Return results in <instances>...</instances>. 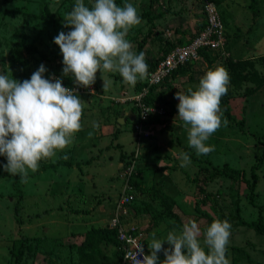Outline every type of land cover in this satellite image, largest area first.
<instances>
[{"label":"rangeland","instance_id":"obj_1","mask_svg":"<svg viewBox=\"0 0 264 264\" xmlns=\"http://www.w3.org/2000/svg\"><path fill=\"white\" fill-rule=\"evenodd\" d=\"M62 0H15L10 4H4L0 0V54L3 57L0 60V65L3 63L6 69V75L23 82L25 79H30L31 75L37 71L41 64L46 68L45 78H48L51 74L49 71V65L53 68L58 67L61 69L63 66V56L61 50L57 44L54 43V39L61 31L67 33L69 28L64 27V18L69 13V9L72 10L69 4H64L61 9V13L58 12V16L62 19L61 22L57 23L53 27L47 29L48 36H46L44 43L41 42V46L37 45L40 42V38L36 39V34L33 32V27L28 24L27 33L29 40L27 42L34 41V47L31 46V51H26L23 47L20 53L22 54L23 61L17 59L14 55V44L17 41H21V35L16 31L26 27L25 20L18 16L15 18L4 17L8 10L15 12L16 7H28L29 11L39 15L40 11L43 10L44 6L47 5L51 12H56V7L60 5ZM65 0L62 1L64 3ZM75 4V0H70ZM87 6L91 7L94 0H84ZM137 1V0H136ZM178 1V0H176ZM219 10L220 16L223 20V24L227 33L226 49L222 54L221 51L213 53V59L209 63L204 57L193 61L189 64V69L185 73H176L174 78V84L172 94L166 98V106L168 112L169 108H177L179 100L176 99L177 92H183L187 94L189 87L196 90L199 85L200 79L210 69H214L217 66H223L227 69L230 76V83L228 86L229 101L225 103V111L222 109L223 118L228 121L227 126H222L209 138L206 142L208 145H214L215 150L211 152V156L208 157L214 165H220L224 162H228L231 167L238 169L237 160L240 157L245 161L242 162V166L245 167L251 160L250 156L253 153L263 152L264 150V87L263 89H255L257 84L254 79L256 74L258 77L264 75V0H211ZM35 2V3H34ZM90 2V3H89ZM142 2V0H141ZM117 3V2H116ZM31 5V6H30ZM118 6H121L117 3ZM11 7L12 9H5ZM74 6V5H73ZM137 8L140 16L141 23L133 27L128 35L127 39L132 43L133 50L137 53V45L140 43L135 40L136 35L133 36V32L137 33V30H141V25L146 23V17L143 18L145 8H148L146 0L141 3L139 9L136 4H133ZM164 6V3L163 5ZM200 8V5L198 4ZM34 8V11L32 10ZM174 11L181 13V9H176L173 6ZM59 9V8H58ZM165 10L159 8L153 12L157 14L158 11ZM190 10V9H189ZM194 13L202 11L200 9H194ZM38 13V14H37ZM57 16V17H58ZM6 26L3 24V18ZM149 21L151 18H147ZM57 19L56 21H58ZM197 22L199 20L197 19ZM39 24V27H43L42 32L46 26H43L41 20L35 19L34 22ZM14 27V28H13ZM45 32V31H44ZM135 33V34H136ZM45 34V33H44ZM174 35V34H173ZM154 37V36H151ZM177 39L176 36H172ZM152 39V38H151ZM25 42V40H24ZM175 43V47L181 46L180 42L172 41ZM26 43V42H25ZM40 47L41 51H36V48ZM10 52V53H9ZM41 52L44 55L39 54ZM58 55V56H55ZM43 56V57H42ZM45 56V57H44ZM251 56V63L249 57ZM60 58V66L56 63L52 64L53 59ZM46 58V60H44ZM53 58V59H52ZM228 61H233V65L227 64ZM50 62V63H49ZM244 63H248L244 66L245 77L239 79L235 77V73L242 67ZM4 67L0 66V74H2ZM235 69V70H234ZM256 72V74H253ZM111 73H103L106 79L111 81V86L107 92L103 90L102 74L97 73L96 79L99 81V88L103 90L106 97L104 99L91 98L88 102V107H96L99 111V116L95 117L92 121L98 123L101 121V127L95 128V133L102 132V138L97 137L93 139L92 147L84 146V150L87 151L85 158L88 161L78 163L81 172H78L76 164L74 166H67L63 163H56L58 160L48 159V161L40 162L39 170L31 172L29 170L27 183H21L19 176L10 175L4 171V165L7 163V158L0 155V264H11L13 252L17 245L16 241L21 236L27 237H45L53 239V243L57 240H65L68 236H75L76 239L83 236V233L79 231L82 226H86L85 222L89 219L90 221L99 216L100 212L97 207L104 201L103 205L109 208L113 204L116 196L120 193L123 186V178L119 175V162L120 150H117L115 146L118 144L122 146V151L127 153L123 159L126 161L130 157L132 158L136 153V137L132 131V123L127 120L120 125L117 138H112L113 126H116L114 121L109 123L110 118L115 119L114 108L122 109L124 112H128V103L124 106L121 102H117L114 98H122L125 95L132 96L137 90L136 86L132 87L126 85L123 79H120L118 73H114L112 77L109 76ZM240 75V74H237ZM253 78V79H252ZM240 80L241 86L237 88L232 86L234 81ZM254 81V82H253ZM141 81H138L140 83ZM96 84V83H95ZM94 84V85H95ZM157 92L164 90L163 87L158 86ZM99 88L95 87L94 92L99 94ZM252 89H255L254 91ZM126 92L124 94L123 91ZM101 95V94H100ZM125 100V98H122ZM101 101V102H99ZM103 105V106H102ZM120 105L121 108L118 106ZM225 113L229 117L225 116ZM166 123L160 126L159 140L150 139L140 143L138 152V167L141 171V175L135 176V182L138 186L144 189H150L153 193L142 195L139 192H135L137 199H143L151 201L153 203V210H149L152 214L163 212L161 218L164 224L176 225L177 220L173 214L178 215L184 223L189 222L191 214L195 213L200 217L204 211L208 213L213 219H217L221 214H226L231 217L232 220H228L232 227L230 242L228 245L227 256L230 259L231 264H250L247 261L249 257L253 262H259L264 264V236L255 237V233L252 229L240 226L237 222L250 223L257 219L258 207H253L252 203L247 204V199L242 198L243 205L249 208L240 209V213L235 210L234 205L226 195L232 193L230 191L231 182L223 178L215 179L213 183L207 189L209 201L205 204L199 202L204 196H195V186L187 179H193L194 171L189 170V167H181V152H188L193 156H197L195 150L188 147V130L184 125L183 121L178 117V113L172 116L167 115L165 117ZM117 122V120H116ZM242 123L241 128L238 126ZM190 127V126H188ZM107 128V129H104ZM107 132H106V131ZM79 138V137H78ZM158 138V136H157ZM91 140V139H90ZM157 141V142H156ZM156 142V143H155ZM234 150V154H229L230 151ZM64 152V151H63ZM59 155V153H58ZM205 155L198 156L201 160L204 159ZM65 162L70 161L72 158L66 156H60ZM66 157V158H65ZM237 158V159H236ZM73 158L72 161L76 162ZM250 159V160H249ZM50 164L49 170H43L44 165ZM208 166V165H207ZM249 167V166H248ZM73 168V170H72ZM76 168V170L74 169ZM191 168V166H190ZM70 174L71 178L75 175L78 176V188L71 190L75 191V197L80 193L83 196V202H87L93 199L96 203V208L88 216L86 212L82 214L83 220L78 223V228H72L71 225L65 224L69 222V215L75 208H84L83 205H76V202H68L67 196L65 195V187H68L67 178ZM2 175H6L2 177ZM90 176L91 178H88ZM18 178V179H17ZM72 182L75 179H71ZM233 185V183H232ZM234 191L243 190L244 184L238 179L235 186L232 188ZM220 191V192H219ZM260 193L261 198L264 201V179L260 180L259 187L256 189ZM247 192V190H246ZM137 193V194H136ZM157 193V194H155ZM88 195H90L88 197ZM156 195H159L157 197ZM170 198L167 206L162 207L165 200L162 199ZM210 196V197H209ZM80 197V196H79ZM89 198V199H88ZM88 199V200H87ZM138 200V201H139ZM195 200V201H194ZM258 198H255L252 202L257 204ZM115 202V201H114ZM237 205V204H236ZM114 207V205H113ZM73 208V209H71ZM71 209V210H70ZM181 209V210H180ZM264 210V209H263ZM113 211V209H112ZM84 212V210L82 211ZM109 212V211H108ZM76 213V212H75ZM112 213V212H111ZM165 214H171L166 216ZM190 216V217H188ZM264 216V211H262ZM67 217V218H65ZM73 219V215L70 216ZM196 219V222L202 228L206 224V220L203 217ZM67 219V220H65ZM70 224V222L68 223ZM97 226V225H96ZM234 230V231H233ZM16 240V241H15ZM203 236L201 237V241ZM73 241V240H70ZM148 244V241H146ZM53 245V244H51ZM234 248H239L235 250ZM207 251V249H206ZM67 251L62 252L61 258H67ZM58 264L57 261H54ZM34 264H47L44 261L43 253L36 255ZM64 264V263H60Z\"/></svg>","mask_w":264,"mask_h":264},{"label":"clouds","instance_id":"obj_2","mask_svg":"<svg viewBox=\"0 0 264 264\" xmlns=\"http://www.w3.org/2000/svg\"><path fill=\"white\" fill-rule=\"evenodd\" d=\"M140 23L138 10L132 3L118 6L116 0H94L89 7L84 0H75V6L64 18V27L71 30L61 31L54 39L63 56V76H72L74 84L80 88L93 89L99 72L104 92L111 86V81L103 75L105 72L118 73L123 82L132 87L146 80L149 66L145 55L137 54L127 39L129 31ZM225 47L226 42L219 51L228 56ZM163 59H158L156 65ZM46 71L41 64L30 79L23 82L0 74V155L7 158L4 171L19 176L21 183H27L29 170L38 171L41 161L51 159L73 143L75 134L82 130L85 102L79 96L95 95L93 90L77 95L75 89L63 85L61 78H45ZM229 83L227 69L217 66L206 72L196 90L189 87L187 94L176 93L178 117L188 130V147L194 149L197 156L215 150L214 145L206 142L222 124H228L220 105ZM162 108L165 115L157 118L163 122L152 130L146 129L147 136L160 132V126L166 123L168 109L167 106ZM93 126L99 128L98 123ZM180 156L181 167H187L191 163L190 153L182 151ZM231 228L227 219L217 218L202 232L199 224L192 220L184 223L179 233L170 231L162 239L153 232L148 242L150 254H145L140 245L139 252L126 253L125 259L132 264H158V253L163 252L165 258L160 264H231L227 256ZM165 242L168 248H164ZM140 256L142 259L138 258Z\"/></svg>","mask_w":264,"mask_h":264},{"label":"trees","instance_id":"obj_3","mask_svg":"<svg viewBox=\"0 0 264 264\" xmlns=\"http://www.w3.org/2000/svg\"><path fill=\"white\" fill-rule=\"evenodd\" d=\"M12 1H15V0H1V2L4 4V6L7 3L10 4ZM62 1L60 2V5L55 8L56 12H54V13L51 12L46 5V6H44L43 10L40 11L38 16L35 15V13H33L32 11H29L27 9L28 7H26V6H25V9L23 7L14 8L15 12H13L12 10H8V13L4 17L15 18V17L20 16L25 20V23H26V25H25L26 27H24L20 30L16 28V31L21 35V41L15 42L14 50H16V51H14V55L16 57H18L17 59L21 60V62L23 61L22 54L20 56L22 48L24 47L26 49V51H31L30 50L31 46L34 47V45H35L34 41L27 42V40H29V35H31V33H34L36 35L38 34L36 36V39L40 38L41 41L38 42L35 46L40 45L41 42L45 44V42H44V40L46 38L45 35L48 34L47 29L50 27V26L47 27L46 25H51V23H53V27H54L55 24L62 21V19H60V17L58 16V12L61 13V9L63 8L64 4H69L70 7L75 6V4H73L72 1H70V0H65L64 3H62ZM143 1L144 0H142V2ZM174 1H176V0H164L163 3H164V5H166V4L168 5L169 3L174 2ZM196 1L198 2V0H196ZM29 2H31V0H29ZM116 2L119 3L121 6H123V4L125 2L131 3L132 1L131 0H116ZM87 4H88V1H86L85 5L87 6ZM198 4L200 5L199 2H198ZM148 6L152 11H154L156 9L159 10V8L162 9V7H163V6L158 5L157 2L155 3L154 1H148ZM5 9H12V8L9 7V8H5ZM216 9H217V6H216ZM32 10L34 11V8H32ZM70 11L71 10L69 9V12ZM217 11H218V14L220 16L218 9H217ZM158 12L160 14H162L161 11H158ZM143 15L146 16L145 13ZM147 16H148V18H150L149 15H147ZM1 18H3V17H1ZM8 18H3V24L5 26H6V23H4V20H6ZM35 19L41 20L43 23V26H46L44 28L42 34H40V33L42 32L43 27L42 26L39 27V24H37V23H32V22H34ZM57 19H59V20L56 21ZM220 19L223 23L221 16H220ZM28 24H30L33 27V32H31V33H27ZM204 26H205V21L201 22L198 29L200 30ZM223 27H224V24H223ZM70 30L71 29L69 28V31ZM224 31H225L226 41H227V33L225 30V27H224ZM154 34H155V32L149 31V34L146 35L142 41L145 43L147 41V39L150 38L151 36H154ZM24 40L26 43L24 42ZM174 46H175V43H171L170 41H168L167 44L165 45L166 48L164 49V53L162 54L163 56L160 57L159 59H163L164 56H166V54L169 53L171 51V49L174 48ZM141 47H142V43H140L138 45V48H140V49L137 50V54L142 52ZM36 51H41V48L40 47L36 48ZM215 52L216 51H213V50L201 49L200 55L202 57H204V60L206 59L209 63H211V60L214 57L213 53H215ZM38 53L41 55H44V53L43 54L41 52H38ZM2 59H3V57L0 54V60H2ZM249 59H250V61H248V62H250V64H252L251 63L252 62L251 56L249 57ZM44 60H46V58H44ZM57 60L60 61V58L58 57ZM156 62H152V61L150 62L149 60H146V63L149 66V72L154 70ZM232 62L233 61H228L227 64L233 65L234 63H232ZM54 63H56V62L53 59L52 64H54ZM56 64H57V66H60V64H58V63H56ZM246 64H248V63H244L242 65V67L235 73L234 78L238 77L240 80L244 79L245 73H246L244 70V66ZM0 66L4 67L2 74H6L5 65L3 63H1ZM63 67H64V65L61 67V69H59L58 67L53 68L52 66L50 67V65H49V71H50L51 76L61 78L63 85H65V86L75 85L73 77L63 76V74H62ZM188 69H189V63H187L183 67L179 68L178 70L174 71L171 74V76L165 78L160 84L152 86L150 88V90L148 91V93L142 99V104L144 105V107L158 108L160 106H166L167 101L165 100L166 99L165 96H166V90L171 85L170 80L172 78H174L176 73H185ZM113 74L114 73H111V74H109V76L112 77ZM237 74H240V75H237ZM253 74H256V72H253ZM120 79H122V77H120ZM254 79H255L256 84H257L255 89H258V88L263 89L262 87H264V75L261 77H258V75L256 74V76H254ZM240 80L234 81V83H232V86L235 88H237L238 86H241ZM92 86H93L92 90L94 91L95 85H92ZM144 86L145 85H144L143 81H141L140 83H137L136 84V90L137 91L132 96H134L137 92H139ZM158 86L163 87L164 90L157 92V90L159 89ZM156 88H157V90H156ZM255 89H252V90L254 91ZM123 93L126 94V92H123ZM77 95H81V94H77ZM132 96H128V95L123 96L122 98H125V100H123V101H122V98H117V99L114 98V99H116L117 102H121V104H124V106L126 105V103H128V107H129L128 111H131L133 114H135L134 115L135 118H133V120H129V119L128 120L131 121V123H132V131L136 137V149H139L140 143L142 141L150 140V139H157V141L159 140V134H160L159 131H156L154 134H151L149 136H144L143 133L146 131V129L152 130L154 127H156V125L158 123L163 122V120H160L157 117H155V114H150L149 117L145 120L141 119V117L139 116V113L141 114V108H139L136 105V101L128 100V98L132 97ZM227 96H229V92H227V94L222 97L221 105H220L221 110L224 109V112H226L225 111V103H226V101H229ZM118 107L121 108L120 105ZM176 109L177 108H175V107H172L171 109L169 108L170 112H168L167 115L172 116L174 114H177L178 111H176ZM114 110H115V112H114L115 113V119H113V121L116 125V123H117L116 120L120 117V112H122L123 108L122 109L114 108ZM124 113H126V112H124ZM225 116L229 117V115L227 113H225ZM137 126H141V132H139L136 129ZM238 126L241 128L242 123H239ZM115 127L116 126H113V130ZM118 128L116 127L114 132H112V138L113 139L117 138V134L119 132ZM157 136H158V138H157ZM118 146L119 145L117 144L115 146V148L117 150H120L119 151L120 155H121L120 160H122L121 162L124 165H126L129 163V160L131 157L129 159H127L126 161H124L123 157H124V155H127V153H124L122 151V146H120V147H118ZM65 151L67 153L71 152L70 155H65V156L70 157L72 159L68 162H65L63 160L62 161L63 164H65L67 166H74V163H75L77 165L76 168H78V172H81L79 164L77 162L72 161L74 158L73 157L74 154H73L72 150H66L65 149ZM229 154H234V150L232 149V151H230ZM210 156H211V153L205 155L204 159L201 160V158H199L198 156L195 157L192 154H190L191 163L188 165V167H189V170L192 171V173L194 171V175H196V176L193 179H190V177H188V174H186L187 175L186 177L195 186V196L196 197L204 196V198H202L199 202H202L203 204H205L209 201L208 194H207L208 191L206 188H208L210 186V184L215 181V179L218 178V180H219L220 178L221 179L223 178V180L226 179L228 182L230 181L231 182L230 190H232L230 192H232V193H229L228 195H226V197L229 198L231 205H234L235 210L238 211V214L240 213V209H242L243 206H245L244 208H249L248 206L243 205L242 198L247 199L248 205H250L252 203L253 207L256 206L259 208L256 220H254L250 223H244V222L241 223V221H240V222H237V224L240 226H245V227L252 229L253 232L256 234L255 237L263 238L259 235L264 236V216H262V211H264L263 210L264 209V201L261 198L260 193L257 192L256 189L259 187L260 180L264 179V150H263V152L251 154V156H250L251 160L249 159L250 161L248 162V164L245 167L242 166V162L245 161V158L243 159V157L242 158L240 157V159L237 160V163L239 166L238 169L231 167V165L228 162H224L223 164H221V166L220 165H214L213 162L208 158ZM43 161H48V159L43 160ZM84 161H79V162L82 163ZM190 166H191V168H190ZM50 168H51L50 164H48V165L46 164V165H44L43 170H45V169L49 170ZM138 174L141 175V171H140L139 167L137 166V168L135 169V174L132 175L131 180L129 181L133 192L134 193L139 192L142 195L148 194V193H153L152 191H150V189H144V188H141L140 186H138V183L135 182V180L137 178V177L135 178V176H137ZM5 176L6 175H2V177H5ZM238 179H240L241 182H243L244 191L239 190V189H238V191L237 190L234 191L232 189L235 186V183L238 182ZM232 183H233V185H232ZM246 190H247V192H246ZM155 194H157V193H155ZM138 195L136 196L133 204L128 207L129 215L125 220L126 222L134 221L133 220L134 218L140 217V216H142V218H145L146 220H148V222H147L148 226L146 228H143L140 225H137L136 222L135 223L131 222V223L135 224L136 226H138L142 230L145 237L149 236V234L153 231V229H156V228L158 229L159 227H161V226L163 227L164 225H166L171 231L175 230L177 233H179L182 230L184 221L180 217H178V215L173 214V216L177 217V218H175L177 220L176 225L164 224V221L161 218V214L163 212L161 211L159 213L157 212L155 214H152L149 210H153V207H154L153 203L151 201H146L143 199H140V200L137 199ZM156 196L159 197V195H156ZM255 198H258L257 204H255V202L254 203L252 202ZM162 199L165 200L164 203L162 204V207L167 206L168 202L170 201V198H165L164 196H162ZM200 213H202V215H200V217H203V219L206 220V224L203 225L201 228V230L203 232L206 230V228L208 226H210V224L215 219H213L208 213H206L204 211H200ZM165 215L171 216V214H165ZM191 215L192 216H191V218H189V221H192V220L196 221V219L197 220L201 219L195 213H193ZM111 217H112V214H111ZM111 217H110V219H111ZM188 217H190V216H188ZM231 217H233V216H231ZM231 217L229 215H226V214H221L219 219L220 220H224V219L232 220ZM110 219H109L107 225H105V226H101V225L91 226L90 229H88L86 232L83 233L84 234L82 236L83 240H81V241L80 240L76 241V239H74L73 241H70V238L69 239L67 238L65 240L64 239L57 240V241H55V243H53V239H49L47 237H45V239H44L43 237H36V236L35 237L21 236L17 241L15 240L16 241L15 245H17L15 250L13 252L11 251V256H12L11 264H34L36 255L41 253V252L43 253L44 261H47V264L56 263L54 261H57L58 264H60V263L82 264L86 259H89L92 261L96 256H98L100 254L102 247L113 246V247L118 249L120 246L119 241L117 239L116 230L110 229L108 227ZM232 228L234 229V227H232ZM146 241H147V239H145L143 241V247L144 248H146L148 245ZM51 244H53V245H51ZM168 247H169L168 244L164 245V248H168ZM234 249L239 250V248H234ZM65 251H67V254L69 256L68 261H67V258H65V257L61 258L62 252H65ZM161 254H163V252H161ZM121 261H122V252L119 249L116 252L115 261L106 262V260H105L103 264H107V263L108 264H121ZM247 261L250 264H261L259 262H253V260H251L249 257H247Z\"/></svg>","mask_w":264,"mask_h":264},{"label":"crops","instance_id":"obj_4","mask_svg":"<svg viewBox=\"0 0 264 264\" xmlns=\"http://www.w3.org/2000/svg\"><path fill=\"white\" fill-rule=\"evenodd\" d=\"M132 4H136L138 6V8H141V0H131ZM147 2V1H146ZM148 4V2H147ZM176 5V9H181V13L179 14L177 11H174L173 6L175 7ZM165 10L162 11V14H160L159 12H157V14H155L149 7L145 8L144 13L146 16V25L145 23H143L140 27L141 30H137V33L135 34L133 32V36L136 35V39L135 40H139L136 41L137 44L138 42L142 43V47L141 50L145 55L146 60H149L150 62H156L160 57H162L163 53H164V49L166 48L165 45L167 44L168 41H170L171 43H173L172 41H178L182 44H186L190 39H192V37L197 33V31L199 30L198 27L200 26L201 22L204 21L203 18V14L201 16L200 12L195 14L194 9H200L198 7V2L196 0H178V1H174L169 3L168 5L166 4L163 7ZM190 9V10H189ZM143 13V14H144ZM150 16L151 20L149 21L147 18L148 16ZM142 18V17H141ZM197 19L199 20V22H197ZM142 20V19H141ZM149 31L151 32H155L154 37H150L147 39V41L144 43L142 40L143 38L149 34ZM174 34V35H173ZM172 36H176L177 39H174V37ZM152 38V39H151ZM139 43V44H140ZM138 44V45H139ZM137 45V50H139L140 48H138ZM58 56V55H56ZM55 62L60 64L57 60V58L55 59ZM53 76H49L48 78H51ZM72 77V76H70ZM177 78V76H176ZM176 78H172L170 80V87L166 90V98H168L171 94H172V89H173V82L174 80H176ZM74 79V78H73ZM98 80H100L99 78H97ZM96 80V84L95 87L99 88V81ZM173 83V84H172ZM104 90V89H103ZM103 90H101V88H99V94L93 95H87V96H79L81 98L82 101H84V109H83V116H82V130L78 133L75 134L73 143L66 148V150H72L76 162L80 163L79 161H87L88 159L85 158V154H87V151L84 150V146L86 147H92L93 149V139H96L97 137L102 138L103 134H101L102 132L99 133H95L94 128L92 127V125H94L95 122L92 123L93 119L97 116H99V111L98 108L96 107H88V102L89 100H91V98H95L97 100L98 103V99H104L106 97V95H104ZM124 92V91H122ZM101 94V95H100ZM117 99V98H116ZM101 102V101H99ZM99 104V103H98ZM103 106V105H102ZM113 120L110 118L109 123H112ZM99 124V128L101 127V121H98ZM107 129V128H104ZM106 131V130H105ZM107 132V131H106ZM89 133H91V136L89 135ZM79 137V138H78ZM91 139V140H90ZM64 151V152H63ZM63 151H58L56 153V155L54 157H52V159L58 160L56 163H63V159H60L62 157L60 156H65V155H70L71 152H66L65 149ZM59 153V155H58ZM67 153V154H66ZM67 157V156H66ZM122 162H119L118 166H119V175L121 174V167ZM76 170V168H74ZM73 170V168H72ZM69 178H71L70 174L68 175ZM88 178H91L90 176H88ZM71 179H75L73 180L74 182H72ZM71 179L67 178V183L69 184L68 187H65V195L67 196V201H74L76 202V205H83L84 208H71L74 211H71L70 215H69V222L70 224H68L69 222H65V224L67 223V225H71L72 228H78V223H80L83 218L81 217L82 214H84L85 212L87 214H85L86 216L89 215L90 211L92 212L97 206L96 203L93 199L89 200L86 203H84L83 200V196L80 195V193L77 197H75V191L71 190L73 188H78V176L75 175L73 176ZM92 179V178H91ZM80 196V197H79ZM90 195H88L89 197ZM89 199V198H88ZM87 199V200H88ZM105 201V200H104ZM104 201H101V204L99 205V207H97L99 209V216L95 217V219L89 221L87 220L85 222V227L82 226L81 229L79 231H81L80 233H84L86 232L88 229L91 228V226H96V225H101V226H105L107 225L110 217H111V212L112 209L114 208V201L113 204L111 206L106 207L105 205H103ZM70 209V210H71ZM84 210V212H82ZM109 211V212H108ZM76 212V213H75ZM73 215V219L70 217ZM65 219V220H67ZM134 221L131 222H136L137 225H140L143 228H146L147 222L148 220H146L145 218H142V216L140 217H136L133 219ZM76 228V231H78ZM170 229L164 225L163 227H159L158 229H153V231L149 234V236L145 237V239H147L148 242L151 241L152 239V233L155 232L156 233V237L157 238H164L167 236L168 232ZM73 232H71L72 234ZM68 236L67 238L70 240H74L77 236ZM75 237V238H73ZM65 238V239H67ZM63 239V238H62ZM81 241L83 240V237L80 236L79 238H77V241ZM165 244H167V242H165ZM164 244V245H165ZM117 250H119V248H115L113 246H109V247H102L101 248V252L98 256H96L92 261L89 259H86L82 264H103L104 261L106 260V262L109 261H115L116 259V252ZM147 254H150V250L148 249V245L145 248ZM159 256V261L158 264H160V261H163L164 254L158 253ZM108 264V263H107Z\"/></svg>","mask_w":264,"mask_h":264},{"label":"built area","instance_id":"obj_5","mask_svg":"<svg viewBox=\"0 0 264 264\" xmlns=\"http://www.w3.org/2000/svg\"><path fill=\"white\" fill-rule=\"evenodd\" d=\"M147 1H154L162 6L164 0ZM198 2L200 3L201 10L205 17V26L186 44L175 47L163 60L159 61L154 70L149 72L148 78L143 81L145 86L134 96L128 98V100L136 101V105L141 108V114L139 113L141 119H147L150 114H155V117H162L165 115V109H163L162 106L154 108L144 107L142 104V99L152 86L160 84L165 78L169 77L172 72L184 66L186 63L200 59L201 49L219 51L223 50L225 46V31L216 6L211 0H198ZM65 87L75 89L77 92L76 94H88L92 92V87L84 89L77 85ZM136 129L141 132V126H137ZM148 134L149 132L147 130L143 133L144 136ZM137 163L138 150H136L135 155L130 158L128 164H121L120 176L123 178V186L120 193L115 198L112 217L108 224L110 229H115L117 232V239L120 244L119 249L122 252L121 264H132L131 260L125 259L126 253L135 254V252H139L138 247L143 245V241L145 240L144 233L138 226L125 221L129 215L128 207L133 204L136 198L129 181L132 175L135 174V169L138 166ZM144 253L147 254L145 248ZM138 258L142 259V256Z\"/></svg>","mask_w":264,"mask_h":264},{"label":"water","instance_id":"obj_6","mask_svg":"<svg viewBox=\"0 0 264 264\" xmlns=\"http://www.w3.org/2000/svg\"><path fill=\"white\" fill-rule=\"evenodd\" d=\"M124 116H125V113L122 111V112H120V117L117 119V123H116V127L118 128L121 124H123L124 122H125V118H124ZM126 117L129 119V120H133V118H134V115H133V113L131 112V111H128L127 113H126Z\"/></svg>","mask_w":264,"mask_h":264},{"label":"flooded vegetation","instance_id":"obj_7","mask_svg":"<svg viewBox=\"0 0 264 264\" xmlns=\"http://www.w3.org/2000/svg\"><path fill=\"white\" fill-rule=\"evenodd\" d=\"M124 118H125L126 120H128V118L126 117V115L124 116ZM126 120H125V121H126Z\"/></svg>","mask_w":264,"mask_h":264}]
</instances>
